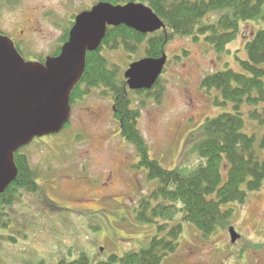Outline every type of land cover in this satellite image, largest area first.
Masks as SVG:
<instances>
[{"label":"rangeland","instance_id":"1","mask_svg":"<svg viewBox=\"0 0 264 264\" xmlns=\"http://www.w3.org/2000/svg\"><path fill=\"white\" fill-rule=\"evenodd\" d=\"M46 5L59 19L69 13L65 0H0V27L10 36L13 29L26 38L19 44L27 57L50 55L64 41L69 22H54L41 15L48 11L42 9ZM218 16L213 13L210 18ZM261 29L264 18L243 24L239 36L222 53L204 36L196 42L178 36L166 45L162 97L130 94L133 108L140 110L138 126L151 158L167 169L197 164L195 143L201 125L209 117L232 111L231 103L227 107L213 103L218 91H207L202 80L227 67L240 70V60L248 59L246 38ZM144 49L142 45L130 54L123 47L105 48L102 53L124 78L133 62L148 57ZM102 93V89H92L72 104L70 124L63 131L37 137L24 148L36 170L39 189L25 191L5 208L2 220L7 226L0 228V264H38L43 259L55 264L60 258L70 261L83 251L96 261L136 249L155 232V225H140L134 215L141 198L157 182L137 166L139 156L121 135L112 97ZM251 125V131L259 129L257 124ZM260 157L264 160V150ZM233 208L232 220L209 238L183 222L180 248L162 264H264V185L249 194L244 206ZM231 227L240 234L235 243L231 242Z\"/></svg>","mask_w":264,"mask_h":264},{"label":"trees","instance_id":"2","mask_svg":"<svg viewBox=\"0 0 264 264\" xmlns=\"http://www.w3.org/2000/svg\"><path fill=\"white\" fill-rule=\"evenodd\" d=\"M141 1L158 14L167 29L142 34L126 25L109 27L100 48L87 53L85 70L72 91L71 102L84 98L94 88L112 97L121 135L135 146L139 156L137 166L147 170L149 180L157 182L155 189L141 198L134 215L140 225H155V232L149 241L123 254L112 253L93 261L83 251L70 261L60 258L55 264H162L179 250L183 222L209 238L232 220L233 205L244 206L249 194L260 191L264 185V160L260 157L264 150V29L246 38L248 59L240 60V70L227 67L203 78L202 87L218 91L213 103L221 107L231 103L232 111L209 117L201 125L200 138L195 143L197 164L173 169L164 168L150 157L148 143L138 126L140 110L133 108L130 97L131 92H144L160 99L163 78L152 90L132 91L125 77L119 76L118 69L109 65L102 53L105 48L123 47L135 54L144 45L148 57L158 58L178 36L190 37L195 42L204 36L216 52L222 53L239 36L243 24L264 18V0ZM213 13L219 16L211 19ZM68 35L69 28L64 41ZM252 123L257 124V131L249 129L254 127ZM24 148L15 153L16 179L0 194V228L7 226V221L2 220L5 208L25 191L34 193L39 189L36 170ZM38 264L48 263L43 259Z\"/></svg>","mask_w":264,"mask_h":264},{"label":"water","instance_id":"3","mask_svg":"<svg viewBox=\"0 0 264 264\" xmlns=\"http://www.w3.org/2000/svg\"><path fill=\"white\" fill-rule=\"evenodd\" d=\"M126 25L142 34L167 29L144 3L101 2L76 18L58 56L45 63L27 62L8 37L0 35V194L18 175L15 153L35 138L60 133L72 115L71 94L80 82L86 56L102 44L108 26ZM167 54L133 62L124 76L131 90L152 89L167 63ZM231 241L240 236L230 229Z\"/></svg>","mask_w":264,"mask_h":264},{"label":"flooded vegetation","instance_id":"4","mask_svg":"<svg viewBox=\"0 0 264 264\" xmlns=\"http://www.w3.org/2000/svg\"><path fill=\"white\" fill-rule=\"evenodd\" d=\"M61 1H64V0H61ZM101 2H108V3H112L114 5H126L130 2H135V3H140L142 2L141 0H65V5L69 4L71 6H69L68 8V11L69 13H66L63 18H60L59 19V15L57 13H55V10L51 9V8H48V6H44L42 9L44 10H48L45 14L44 12L42 11L41 15H45L47 18L51 19V21H54V22H60L62 21L63 19H66L68 20L69 22V25L64 29V31L69 28V31L70 29L72 28L73 24L75 23L76 21V18L77 16L80 14V12H84V11H88V10H91L95 5L101 3ZM74 3V4H73ZM72 6H74L75 8L72 10ZM48 8V9H47ZM67 9V7H66ZM79 9H81L82 11H80ZM71 11V12H70ZM80 11V12H79ZM17 30H11V33L14 35L10 36L8 34H6L0 27V32L1 34L5 35V36H8L10 37L15 46H16V49L19 51V53L24 57V59L26 61H35V62H40V63H45L47 58L48 57H54V56H57L60 51H61V48H62V45L64 43H62L58 49L56 50V52L50 54V55H45V56H31V57H27L23 51V49L20 47V44L19 42H22V41H26V38L24 37H21L17 32ZM20 33H22V35H24V31L21 30ZM65 33V32H64ZM69 36V35H68ZM60 48V49H59Z\"/></svg>","mask_w":264,"mask_h":264}]
</instances>
